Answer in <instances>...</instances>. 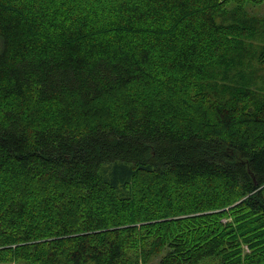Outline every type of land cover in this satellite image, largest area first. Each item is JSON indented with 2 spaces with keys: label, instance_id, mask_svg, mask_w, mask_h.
<instances>
[{
  "label": "trees",
  "instance_id": "1",
  "mask_svg": "<svg viewBox=\"0 0 264 264\" xmlns=\"http://www.w3.org/2000/svg\"><path fill=\"white\" fill-rule=\"evenodd\" d=\"M122 1L0 0V264H264V0Z\"/></svg>",
  "mask_w": 264,
  "mask_h": 264
},
{
  "label": "rangeland",
  "instance_id": "2",
  "mask_svg": "<svg viewBox=\"0 0 264 264\" xmlns=\"http://www.w3.org/2000/svg\"><path fill=\"white\" fill-rule=\"evenodd\" d=\"M21 0H15V3H17V2H20ZM106 1H112L113 2V0H106ZM117 1V0H116ZM119 2V1H118ZM121 2V1H120ZM126 1H122V3H119L121 6H124V5H129L130 4V2L131 3H133L134 4V1L133 0H130V1H128V2H126ZM245 8L251 13V14H253V15H257V16H264V2H262V3H260V4H257V5H254V4H251V3H247L246 5H245ZM120 14H121V12H119ZM1 47H2V45H1V41H0V51H1ZM40 198H42L41 196H37L36 197V200H38V199H40ZM43 199V198H42ZM158 258L157 259H155L153 262H152V264H158Z\"/></svg>",
  "mask_w": 264,
  "mask_h": 264
}]
</instances>
